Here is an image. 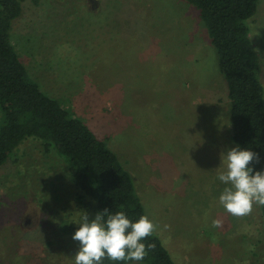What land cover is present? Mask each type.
Segmentation results:
<instances>
[{"label": "rangeland", "instance_id": "rangeland-1", "mask_svg": "<svg viewBox=\"0 0 264 264\" xmlns=\"http://www.w3.org/2000/svg\"><path fill=\"white\" fill-rule=\"evenodd\" d=\"M21 5L10 41L30 77L116 153L175 263L264 264L262 205L235 217L218 202L219 154L236 143L199 10L186 0ZM246 23L264 88V0ZM88 200L61 157L25 139L0 166V264H74L78 225L59 221L79 219Z\"/></svg>", "mask_w": 264, "mask_h": 264}, {"label": "trees", "instance_id": "trees-1", "mask_svg": "<svg viewBox=\"0 0 264 264\" xmlns=\"http://www.w3.org/2000/svg\"><path fill=\"white\" fill-rule=\"evenodd\" d=\"M24 0H0V166L27 138L41 142L66 162L68 179L89 197L90 217L105 208L123 209L133 218L145 214L129 171L116 153L59 99L46 94L32 79L10 41L13 23ZM200 12L226 82L232 140L259 154L264 168V88L259 56L249 38L246 20L258 0H186ZM264 226V205L261 207ZM155 249L143 264H176L154 233ZM103 264H112L108 259Z\"/></svg>", "mask_w": 264, "mask_h": 264}, {"label": "clouds", "instance_id": "clouds-1", "mask_svg": "<svg viewBox=\"0 0 264 264\" xmlns=\"http://www.w3.org/2000/svg\"><path fill=\"white\" fill-rule=\"evenodd\" d=\"M197 143L202 145L204 141L194 142L191 148ZM219 157L216 179L225 185L218 196L219 205L235 217L248 215L255 205H264V168L256 169L252 163L259 162V154L233 144L226 146ZM63 221H59L62 226L78 225L72 234V239L78 242L74 264H103L105 259L112 264H143L156 247L155 241L148 238L154 235L157 224L147 214L133 218L123 209L105 208L94 217L84 212L79 219ZM221 224L219 218L211 220L212 228Z\"/></svg>", "mask_w": 264, "mask_h": 264}]
</instances>
